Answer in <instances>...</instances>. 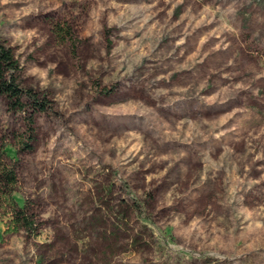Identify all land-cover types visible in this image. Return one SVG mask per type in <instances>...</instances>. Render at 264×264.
Masks as SVG:
<instances>
[{
  "label": "rangeland",
  "instance_id": "obj_1",
  "mask_svg": "<svg viewBox=\"0 0 264 264\" xmlns=\"http://www.w3.org/2000/svg\"><path fill=\"white\" fill-rule=\"evenodd\" d=\"M0 39L47 104L0 96L40 225L0 264H264V0H0Z\"/></svg>",
  "mask_w": 264,
  "mask_h": 264
},
{
  "label": "trees",
  "instance_id": "obj_2",
  "mask_svg": "<svg viewBox=\"0 0 264 264\" xmlns=\"http://www.w3.org/2000/svg\"><path fill=\"white\" fill-rule=\"evenodd\" d=\"M59 39H66V29L59 23L53 28ZM0 96L7 101L11 111H26L27 102L34 104L33 113L44 112L47 104L33 89L22 85V68L14 49L0 39ZM28 131L25 135L15 134L18 147L23 151L33 150L34 115L27 117ZM8 142H0V216L7 218L5 234L14 235L25 233L28 237L40 235L38 216L33 212L29 202L20 206L14 196L18 183V159L10 154Z\"/></svg>",
  "mask_w": 264,
  "mask_h": 264
}]
</instances>
